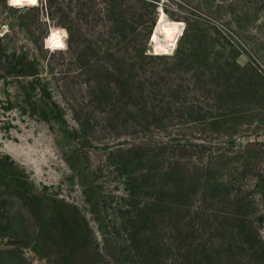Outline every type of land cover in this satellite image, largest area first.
I'll return each mask as SVG.
<instances>
[{"label": "rangeland", "instance_id": "rangeland-1", "mask_svg": "<svg viewBox=\"0 0 264 264\" xmlns=\"http://www.w3.org/2000/svg\"><path fill=\"white\" fill-rule=\"evenodd\" d=\"M0 264H264V0H0Z\"/></svg>", "mask_w": 264, "mask_h": 264}, {"label": "bare ground", "instance_id": "bare-ground-1", "mask_svg": "<svg viewBox=\"0 0 264 264\" xmlns=\"http://www.w3.org/2000/svg\"><path fill=\"white\" fill-rule=\"evenodd\" d=\"M10 7H35L38 0H18L13 3L7 0ZM183 24L166 18L163 10L158 11L157 22L151 36L150 47L155 55H170L177 44L178 39L182 35Z\"/></svg>", "mask_w": 264, "mask_h": 264}, {"label": "water", "instance_id": "water-1", "mask_svg": "<svg viewBox=\"0 0 264 264\" xmlns=\"http://www.w3.org/2000/svg\"><path fill=\"white\" fill-rule=\"evenodd\" d=\"M157 16H158V14H156V17H155L154 23H153V25H152V27H151V29H150V31H149V34H148L147 43H148L149 45H150V43H151V36H152V34H153V31H154V28H155V25H156V22H157Z\"/></svg>", "mask_w": 264, "mask_h": 264}, {"label": "snow or ice", "instance_id": "snow-or-ice-1", "mask_svg": "<svg viewBox=\"0 0 264 264\" xmlns=\"http://www.w3.org/2000/svg\"><path fill=\"white\" fill-rule=\"evenodd\" d=\"M12 2H13V3L18 2V0H12ZM33 2H34V0H33Z\"/></svg>", "mask_w": 264, "mask_h": 264}, {"label": "trees", "instance_id": "trees-1", "mask_svg": "<svg viewBox=\"0 0 264 264\" xmlns=\"http://www.w3.org/2000/svg\"><path fill=\"white\" fill-rule=\"evenodd\" d=\"M149 34V33H148ZM147 38H148V36H147Z\"/></svg>", "mask_w": 264, "mask_h": 264}]
</instances>
